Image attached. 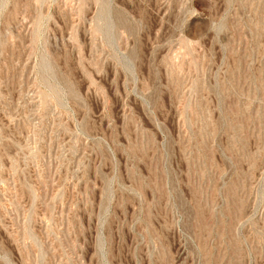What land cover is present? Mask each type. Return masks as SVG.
Wrapping results in <instances>:
<instances>
[{
  "label": "rangeland",
  "instance_id": "374dc122",
  "mask_svg": "<svg viewBox=\"0 0 264 264\" xmlns=\"http://www.w3.org/2000/svg\"><path fill=\"white\" fill-rule=\"evenodd\" d=\"M0 264H264V0H0Z\"/></svg>",
  "mask_w": 264,
  "mask_h": 264
}]
</instances>
